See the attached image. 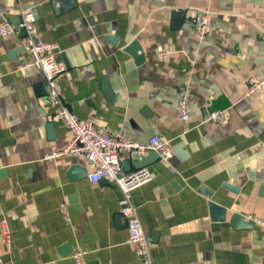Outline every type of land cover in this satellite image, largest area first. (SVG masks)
Here are the masks:
<instances>
[{
	"label": "crops",
	"instance_id": "crops-1",
	"mask_svg": "<svg viewBox=\"0 0 264 264\" xmlns=\"http://www.w3.org/2000/svg\"><path fill=\"white\" fill-rule=\"evenodd\" d=\"M20 5L35 7L37 36L66 61L59 87L77 117L171 144V157L149 161L151 179L132 191L153 263L264 264V225H231L234 213L264 219V90L246 95L264 76V0H0V24L16 28ZM173 11L184 12L177 24ZM202 13L209 31L199 39ZM21 39L0 34L1 260L76 264L81 248L86 264H139L118 185L89 180L83 155L45 156L70 131L39 69L21 67ZM216 110L224 116L212 121ZM119 156L126 170L139 167L133 153Z\"/></svg>",
	"mask_w": 264,
	"mask_h": 264
},
{
	"label": "built area",
	"instance_id": "built-area-1",
	"mask_svg": "<svg viewBox=\"0 0 264 264\" xmlns=\"http://www.w3.org/2000/svg\"><path fill=\"white\" fill-rule=\"evenodd\" d=\"M18 23L16 28L3 22L0 24V34L6 35L22 31V47L26 51L27 58L21 67L35 66L39 69L46 88V99L57 105L55 115L70 131V137L65 145L59 147L45 156L47 158L61 155H83L92 165L87 177L91 181L107 180L116 183L121 192L120 213L126 222L128 233L127 241L131 243L139 260V264H153L151 261L150 242L142 227L138 216L137 206L133 202L132 191L139 185L151 179V173L145 166L133 170L124 169L120 160V152L145 153L153 150L162 159H169L172 154L171 144L161 139L157 134H152L145 141L132 140L127 136L125 127H120L115 132L97 127L90 120L77 117L63 100L59 75L65 70V62L56 57V43L44 41L37 36V13L33 5H20L18 10ZM195 35L203 39L209 31V16L207 13L196 15ZM264 90V76L253 77L249 80L246 95H252ZM177 115L181 120L190 116L189 95L181 93L177 102ZM224 116L222 110L209 113L212 121H219ZM61 209H65V203H60ZM256 222L264 225V219L256 218ZM0 233L6 241L9 239V228L4 219L0 220ZM84 249H76L72 257L76 264H86L84 261ZM0 264H4L0 259Z\"/></svg>",
	"mask_w": 264,
	"mask_h": 264
},
{
	"label": "water",
	"instance_id": "water-1",
	"mask_svg": "<svg viewBox=\"0 0 264 264\" xmlns=\"http://www.w3.org/2000/svg\"><path fill=\"white\" fill-rule=\"evenodd\" d=\"M173 20L174 22L177 24L178 21L181 20V18L183 17L184 15V12H176V11H173ZM21 33V35L23 34L22 31H19ZM110 40H113L115 39L114 37H109ZM66 63V61H65ZM67 64V63H66ZM260 74L261 75H264V68L260 69ZM145 155H140L138 153H134V157H135V162L138 164L139 167H142V166H145L146 164H148L149 161L153 160L154 158H159V155L157 152L155 151H152V150H146L145 151ZM127 161L123 162V167L124 169H126V166H127ZM261 195H264V186L262 187L261 191H260ZM210 208H216L217 209V206L215 203L213 202H210ZM213 212V210H212ZM225 217V213L222 212V215L219 216L217 215V218H220L223 219ZM254 224V221L253 219H246L244 215L240 214V213H234L232 218H231V225L233 227H245V228H249L251 227L252 225Z\"/></svg>",
	"mask_w": 264,
	"mask_h": 264
},
{
	"label": "rangeland",
	"instance_id": "rangeland-1",
	"mask_svg": "<svg viewBox=\"0 0 264 264\" xmlns=\"http://www.w3.org/2000/svg\"><path fill=\"white\" fill-rule=\"evenodd\" d=\"M249 219H250V218H249ZM251 219H252V218H251ZM255 220H256V218L253 219L254 223L256 222ZM75 250H76V249H75ZM75 250H74V251H75ZM74 251H73V252H74ZM136 256H137V255H136ZM0 259H1V258H0ZM137 259H138V257H137ZM84 261H85V260H84ZM151 261H152V257H151ZM2 262H3V261H2ZM138 262H139V260H138ZM3 263H4V262H3ZM152 263H153V261H152ZM4 264H5V263H4ZM153 264H154V263H153Z\"/></svg>",
	"mask_w": 264,
	"mask_h": 264
},
{
	"label": "bare ground",
	"instance_id": "bare-ground-1",
	"mask_svg": "<svg viewBox=\"0 0 264 264\" xmlns=\"http://www.w3.org/2000/svg\"><path fill=\"white\" fill-rule=\"evenodd\" d=\"M107 181V180H106Z\"/></svg>",
	"mask_w": 264,
	"mask_h": 264
}]
</instances>
